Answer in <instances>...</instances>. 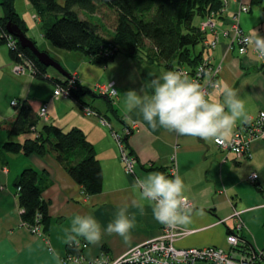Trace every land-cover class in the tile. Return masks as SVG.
I'll return each mask as SVG.
<instances>
[{
	"label": "crops",
	"instance_id": "crops-1",
	"mask_svg": "<svg viewBox=\"0 0 264 264\" xmlns=\"http://www.w3.org/2000/svg\"><path fill=\"white\" fill-rule=\"evenodd\" d=\"M244 2L249 6L250 13L240 14L242 28L247 34H253L254 40L264 38L260 34L254 35L264 25L261 9L253 7L251 0ZM242 3V0H229L227 13L215 20L218 35L208 33V39L217 40V46L215 49L204 48L203 57H209L214 65L222 66L221 85L227 83L237 90L254 120L264 110V61L255 43L245 55H241L238 41L221 33L231 28ZM21 16L25 20L26 14ZM34 19L40 25L36 14ZM36 24L27 21L29 27ZM28 35L41 51L62 64L83 87L94 91L96 85L114 82L118 97L111 100L120 119L111 115L108 101L99 96L88 102L91 109L102 112L101 118L86 116L70 99H54L53 91L50 95L31 96L37 78L31 74H15L7 46L0 45V120L4 121L0 139V264H55L53 253H58L66 261L64 264H73L68 260L69 248L64 243V232L74 216L91 214L102 228H106L115 218L119 207L125 204L128 205L129 215H135L137 225L130 239L125 241L117 235H106L100 246L88 245L82 250L85 260L102 257L105 249L113 260H117L136 246L160 237L161 223L155 220L152 207L140 199L138 190L134 188L137 177L158 169L164 170L169 177H172L171 170L179 174L186 185L187 199L194 204V209H203L204 212L202 216L193 214L192 223L179 228L186 235L177 238V248L227 247V235L234 231L236 225L231 217L239 212L244 224L242 231L238 232L242 244L248 250L258 252L263 249L264 194L260 190H264V138L253 142L250 158L239 160L234 154L219 150L214 140L183 137L163 129L154 131L136 111L127 112L123 95L129 90L147 94V85L162 72L170 70L163 63L149 62L143 54L128 56L120 53L107 66H96L81 54L56 48L34 27L29 29ZM256 59L262 61L261 68ZM56 73L48 72V75L55 81L65 78ZM55 81L50 82L54 87ZM17 99L34 100L39 104L36 113L41 105L47 104L51 123L65 130L77 127L85 132L95 146L103 170L104 183L100 194L86 196L54 154L44 157L25 156L21 153H8L3 149L9 141L8 131L16 115L14 112L8 116L9 108L11 102ZM209 99L221 100L220 90L211 91ZM133 122L138 124L139 129L128 137L126 145L137 158L138 166L135 174L130 175L121 161V151L114 134L122 133L123 128ZM246 125L238 122L227 138ZM22 137L14 141L23 143L29 138ZM28 167L44 171L50 176L51 185L44 193L52 218L51 230L46 234L48 243L33 235L22 219L15 181ZM253 173L259 176L257 184L248 179ZM135 205H143V212ZM81 243L86 241L81 238Z\"/></svg>",
	"mask_w": 264,
	"mask_h": 264
},
{
	"label": "trees",
	"instance_id": "trees-1",
	"mask_svg": "<svg viewBox=\"0 0 264 264\" xmlns=\"http://www.w3.org/2000/svg\"><path fill=\"white\" fill-rule=\"evenodd\" d=\"M28 1L40 22L43 37L60 50L81 54L90 64L101 67L107 66L120 53L128 56L143 54L149 62L159 61L170 70L177 66L195 68L205 59L203 43L208 34L202 31L201 24L208 18L219 17L225 5L224 0ZM251 4L261 9L264 18V0H251ZM0 6L4 13L0 18V45L7 46L9 24L19 27L26 38L33 41L28 35L26 21L16 11L15 0H0ZM76 8L92 16H101L113 31L111 38L108 40L102 35L98 24L82 19ZM196 19H199L198 24ZM34 44L36 45L35 42ZM8 50L13 63L21 62L22 54L33 64L37 79L54 83L55 79L48 77L49 69L52 68L43 66L30 50L23 49L20 43H17L15 49ZM71 77L69 74L68 79ZM67 81H55V87L57 83L66 85ZM98 96L108 101L111 115L120 119L111 99L98 95L80 84L70 92V99L83 111L86 108L91 109L88 100ZM15 101L16 115L8 131L9 141L5 143L3 149L8 153H21L25 156L44 157L54 154L86 196L100 194L103 191V170L95 146L85 132L77 127L65 130L51 122L40 127V119L36 113L39 104L31 99ZM93 111L100 118L103 117L100 110ZM34 127H40L38 137L28 138L23 143L14 141L32 133ZM127 141L128 138H125L128 154L135 157L133 152L128 150ZM158 171L165 173L161 169ZM50 185V176L46 172L31 167L24 169L15 181L24 224L29 227H42L45 235L52 227L50 206L44 199V193ZM260 191L264 194L263 189ZM68 248L70 255L80 256L82 253V250L76 251L74 247ZM242 249L255 252L254 249L248 250L244 245ZM104 254H109L107 249L104 250ZM123 264L142 263L129 261Z\"/></svg>",
	"mask_w": 264,
	"mask_h": 264
},
{
	"label": "clouds",
	"instance_id": "clouds-1",
	"mask_svg": "<svg viewBox=\"0 0 264 264\" xmlns=\"http://www.w3.org/2000/svg\"><path fill=\"white\" fill-rule=\"evenodd\" d=\"M255 45L264 56V38H257ZM147 87V94L129 90L123 95L124 104L127 112L136 111L154 131L163 129L183 137L213 141L226 139L238 122L250 124L252 120L245 101L227 83L217 86L222 99L216 101L209 99L198 81L178 70L162 72ZM117 94L113 90V95ZM134 188L138 190L140 199L152 207L155 220L169 228L191 224L193 214L204 215L203 209L189 205L186 185L179 174L173 173L169 177L160 171L150 172L137 177ZM135 206L143 212V205ZM136 227L135 215H129L125 204L119 207L106 228H102L91 214L74 216L65 229L64 243L79 251L81 238L87 245L96 247L101 245L106 235H117L127 241ZM53 259L55 264H64L58 253H53ZM73 264L81 262L75 259ZM93 264H101V261L96 260Z\"/></svg>",
	"mask_w": 264,
	"mask_h": 264
},
{
	"label": "built area",
	"instance_id": "built-area-1",
	"mask_svg": "<svg viewBox=\"0 0 264 264\" xmlns=\"http://www.w3.org/2000/svg\"><path fill=\"white\" fill-rule=\"evenodd\" d=\"M242 0V7L235 15L231 28L229 30L221 31V33L230 37L239 44V53L245 55L249 48L255 43L254 37L247 34L242 28L239 20L240 14L250 13V8ZM224 8L221 15H224L228 11L229 0H224ZM216 18H208L201 24V29L204 32H212L214 35H218V27ZM10 36V35H9ZM8 38L7 46L11 49L17 47L18 40L13 36ZM205 48L215 49L217 46V40L211 41L208 38L203 43ZM260 58L264 61V56L259 54ZM21 62L13 63V72L17 75L31 74L35 76V70L33 64L28 61L24 55H20ZM174 70L182 71L186 73L192 80L198 81L205 92L209 95L213 90H219L218 85H221L220 76L222 72V66H216L212 63L209 57L205 58L197 67L188 68L185 66H177ZM75 78L72 77L67 81L66 85L58 84L54 91V99H67L70 98L71 90L76 89ZM113 90L117 91L115 83L102 84L95 87L94 92L109 99H116L117 95H113ZM118 92V91H117ZM12 106H17V102L14 100ZM86 116L99 117V115L92 109L86 108L84 110ZM37 115L40 120L44 121V124L50 123V116L48 112V105L43 104ZM139 126L136 122L123 128L122 133H115L114 139L116 140L120 151L121 161L124 165L126 172L130 175L135 174L136 167L138 166V160L135 157L129 156L125 147L124 139L128 138L135 132H137ZM32 132L35 137L39 136L40 127L32 128ZM264 138V110L259 114L257 119L251 120L250 124H247L242 129H239L233 134L232 137L226 139H216L214 143L216 147L222 152L232 153L237 159L242 160L251 157V146L253 142ZM175 173L171 170V175ZM258 174L253 173L249 176L250 182H256L258 180ZM190 206L194 207V204L188 200ZM195 208V207H194ZM241 214L235 212L231 217L236 222L235 229L227 235L226 243L227 247H206V248H193V249H179L175 246L177 238L186 235V232H182L179 228H169L163 224L160 237L149 241L146 244L136 246L131 249L122 258L113 260L108 254L102 255V257L94 260H85L82 253L80 256L70 255L68 260L74 262L75 259H79L81 264H93L94 261L99 260L101 264H123L125 262L142 263V264H264V247L261 251L248 252L242 249V240L238 235V232L242 231L244 224L241 220ZM28 229L32 234H36L41 239L45 240L46 235L40 226L29 227ZM88 247L86 243L80 244V250H85ZM66 261H64L65 263Z\"/></svg>",
	"mask_w": 264,
	"mask_h": 264
},
{
	"label": "rangeland",
	"instance_id": "rangeland-1",
	"mask_svg": "<svg viewBox=\"0 0 264 264\" xmlns=\"http://www.w3.org/2000/svg\"><path fill=\"white\" fill-rule=\"evenodd\" d=\"M15 8H16V11L19 12L21 15L22 14H24V15L26 14V16H24V17H26L25 18L26 23L28 21V23H30V24H36V21L34 19L35 18V11L33 10V7H32V5L30 4V2L28 0H15ZM75 10H76V12L79 13V15H80V17L82 19L90 20L93 23L98 24L100 26L102 35L106 39L109 40L111 38V36L113 34V31H112L111 28H109L110 26L105 21H103V19L101 18V16H99V15L92 16V15L86 13V12L81 11L78 8H76ZM3 14H4L3 13V10H2V8L0 6V18L3 17ZM198 23H199V19H196V24H198ZM32 27H34L35 30H38V32L40 33V35L42 34L40 25H37L36 24L35 26L34 25L33 26H30L29 29H32ZM257 34H260V35L264 36V25H263L262 29L257 30L254 35H257ZM251 36H253V34ZM6 49H9V47L7 46ZM261 60L260 59H256V63L259 65L260 68H261V65H262L261 62L263 61V60L262 61ZM62 67H63V65H62ZM12 69H13V66H12ZM257 71H260V70L257 69ZM49 72L52 73V74H55L57 71H55L53 69H49ZM48 77L50 79H54L51 75H49ZM63 80H69V79L64 78ZM63 80H61V81H63ZM75 81H76V85L79 84L78 83V80L75 79ZM57 84H59V83H57ZM97 86H99V85H96L95 87H97ZM56 89L57 88L54 87L49 81L36 79L35 84H34L32 90H31V96L38 95V94H40L41 96H43L45 94H47V95L49 94L50 95L52 93V91L54 93V91ZM67 99H70V98H67ZM15 107L16 106H12V102H11V106L9 108L10 109V112H9L8 116L11 115V114H13L15 112V109H14ZM40 124L43 125L44 124V121L43 120H40ZM3 125H4V121L3 120H0V139L2 138V135H1V130L2 129L1 128H2ZM33 136H34V133L33 132L27 135V137H29V138H32ZM23 138L25 139L26 137L23 136L22 139ZM33 235L36 236V234H33ZM37 237H39V236H37ZM45 241H46V243H48L47 237L45 238Z\"/></svg>",
	"mask_w": 264,
	"mask_h": 264
},
{
	"label": "water",
	"instance_id": "water-1",
	"mask_svg": "<svg viewBox=\"0 0 264 264\" xmlns=\"http://www.w3.org/2000/svg\"><path fill=\"white\" fill-rule=\"evenodd\" d=\"M8 33L18 40L21 47L23 49H28L32 52V54L36 57V59L45 67L52 68L57 71L62 77L68 78V72L62 67L60 63L55 61L53 58L49 56L44 51H40V49L34 44L33 41L26 38L24 33L19 29V27L9 24L7 28Z\"/></svg>",
	"mask_w": 264,
	"mask_h": 264
}]
</instances>
